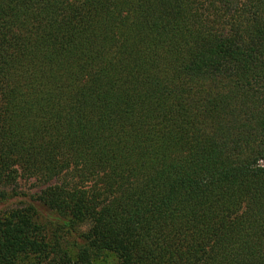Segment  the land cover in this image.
I'll use <instances>...</instances> for the list:
<instances>
[{
	"label": "trees",
	"instance_id": "trees-1",
	"mask_svg": "<svg viewBox=\"0 0 264 264\" xmlns=\"http://www.w3.org/2000/svg\"><path fill=\"white\" fill-rule=\"evenodd\" d=\"M110 260L264 264V0H0V264Z\"/></svg>",
	"mask_w": 264,
	"mask_h": 264
},
{
	"label": "rangeland",
	"instance_id": "rangeland-1",
	"mask_svg": "<svg viewBox=\"0 0 264 264\" xmlns=\"http://www.w3.org/2000/svg\"><path fill=\"white\" fill-rule=\"evenodd\" d=\"M18 186H19L18 189L25 190L28 192L34 191L36 189V187L33 184L25 181H20ZM108 264H114V263L110 260Z\"/></svg>",
	"mask_w": 264,
	"mask_h": 264
}]
</instances>
